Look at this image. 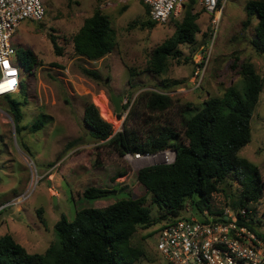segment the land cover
Wrapping results in <instances>:
<instances>
[{
  "label": "rangeland",
  "instance_id": "obj_1",
  "mask_svg": "<svg viewBox=\"0 0 264 264\" xmlns=\"http://www.w3.org/2000/svg\"><path fill=\"white\" fill-rule=\"evenodd\" d=\"M247 1L227 0L220 9L211 59L197 83L193 81L196 54L210 31L209 15L198 3H188L177 17L147 28L143 23L150 19L148 6L139 0H40L43 18L22 21L11 38L18 56L29 48L37 58L32 70L19 62L23 90L20 87L10 94L21 103L18 130L5 98L0 96V234L10 232L27 251L43 252L55 239L53 225L61 214L72 220L77 209L93 205L103 208L126 197H144L145 204H149L150 195L137 181L136 174L139 168L159 160L130 163L107 140L94 139L83 122L84 106L87 102L95 104L99 115L112 125L113 133L121 131L124 124L135 129L143 140L147 132L161 125L181 133L185 105L190 107L191 114L207 98L222 96L230 85L242 90L238 68L232 67L236 59L249 60L264 77V52L254 50L250 43L257 18L252 17L243 26ZM95 9L109 18L116 44L102 58L91 60L74 51L73 36ZM189 9L198 14L196 42L179 44L181 55L168 58L164 73L146 71L153 49L173 34L176 23ZM51 37L59 46L60 55L55 53ZM82 68L97 71L99 77L87 76ZM162 80L179 82L167 90L172 106L150 112L139 97L146 91H162L157 88ZM111 93L121 100L117 113ZM126 102L127 108L123 110ZM36 121L41 123L39 128L33 127ZM250 124V142L242 147L239 156L257 166L264 185V88ZM227 181L231 185L223 186L237 192L238 184ZM89 185L114 191L105 199H84L81 192ZM211 206L214 210L229 208L223 192L213 194ZM149 208L154 214L155 207ZM252 208L260 220L257 232L264 235V189ZM37 209H42L44 224ZM195 216L199 217L197 213ZM157 228L156 225L137 230L132 241L141 243L146 255L133 264H167L155 246Z\"/></svg>",
  "mask_w": 264,
  "mask_h": 264
},
{
  "label": "trees",
  "instance_id": "obj_2",
  "mask_svg": "<svg viewBox=\"0 0 264 264\" xmlns=\"http://www.w3.org/2000/svg\"><path fill=\"white\" fill-rule=\"evenodd\" d=\"M192 2L195 1H188ZM190 10H186L176 23L173 34L153 49L146 71L155 75L164 73L168 58L181 55L179 44L196 42L198 14ZM146 11L149 13V8ZM245 11L247 16L243 26H247L252 17L257 18L250 43L254 50L264 52V0H248ZM143 25L153 28L156 23L150 18ZM205 36L206 33L203 34ZM51 40L55 53L60 55L54 37ZM73 41L78 55L96 60L113 49L116 33L109 18L95 9L73 36ZM18 59L28 70L37 64L36 55L29 48ZM232 67L238 68L242 90L230 85L222 96L207 98L202 107L191 114L188 111L190 107L185 105L181 112V133L171 126L161 125L147 132L143 140L135 129H129L125 124L121 131L113 133L112 125L99 115L97 106L87 102L83 122L94 139L107 140L121 154L125 151L155 153L172 148L176 152L175 161L172 164L147 165L137 170L136 179L150 195L149 204H145L144 197H126L116 199L103 208L90 206L77 209L72 220L61 214L53 225L55 239L43 252L27 251L10 232L0 234V264H133L146 255L142 244L132 241L139 228H152L178 216L187 201L195 213L207 210L218 215L224 209H212L211 198L219 191L228 200L238 224L254 230L260 220L252 204L262 196L264 185L257 166L239 156V152L250 142V121L264 88V77L257 73L249 60L239 62L236 59ZM82 71L89 77H99L95 70L82 68ZM161 82L157 88L159 86L162 91H146L139 97V102L150 112L163 111L172 106L167 90L179 82ZM21 88L23 90L22 84ZM2 97L7 102L14 128L18 130L22 118L21 103L10 95ZM126 108L127 102L123 110ZM130 110L131 107L127 116ZM39 126L41 123L38 121L33 125L34 128ZM228 179L238 184L237 192L228 191L223 186V183L231 185ZM113 191L89 185L82 190L81 196L88 200L105 199ZM149 205L155 207L154 214ZM41 212L42 209L36 210L44 224ZM150 233L153 234V231Z\"/></svg>",
  "mask_w": 264,
  "mask_h": 264
},
{
  "label": "built area",
  "instance_id": "obj_3",
  "mask_svg": "<svg viewBox=\"0 0 264 264\" xmlns=\"http://www.w3.org/2000/svg\"><path fill=\"white\" fill-rule=\"evenodd\" d=\"M139 1L148 6L151 20L165 23L177 17L189 0ZM194 1L208 13L210 25L205 45L196 54L193 81L198 83L211 59L220 9L227 0ZM43 16L40 0H0V96L14 94L21 87L17 50L11 43L13 34L22 21L41 20ZM175 157L172 148L155 153H123L130 163L148 159L172 164ZM195 214L186 202L178 216L157 225L155 246L167 264H264V237L256 228L238 224L230 208L218 215L207 210L197 213L199 217Z\"/></svg>",
  "mask_w": 264,
  "mask_h": 264
},
{
  "label": "water",
  "instance_id": "obj_4",
  "mask_svg": "<svg viewBox=\"0 0 264 264\" xmlns=\"http://www.w3.org/2000/svg\"><path fill=\"white\" fill-rule=\"evenodd\" d=\"M111 95V101L113 103V106L115 108V111L116 113L119 112L120 110V103H121V100L118 96H114L112 93L110 94ZM55 198V197H54Z\"/></svg>",
  "mask_w": 264,
  "mask_h": 264
},
{
  "label": "crops",
  "instance_id": "obj_5",
  "mask_svg": "<svg viewBox=\"0 0 264 264\" xmlns=\"http://www.w3.org/2000/svg\"><path fill=\"white\" fill-rule=\"evenodd\" d=\"M111 203H112V202H111ZM93 207H96V206L93 205Z\"/></svg>",
  "mask_w": 264,
  "mask_h": 264
}]
</instances>
